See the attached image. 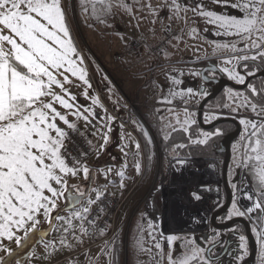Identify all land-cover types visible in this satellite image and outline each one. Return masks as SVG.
Wrapping results in <instances>:
<instances>
[{"label":"crops","instance_id":"crops-1","mask_svg":"<svg viewBox=\"0 0 264 264\" xmlns=\"http://www.w3.org/2000/svg\"><path fill=\"white\" fill-rule=\"evenodd\" d=\"M66 2L68 7L72 5L73 11L78 12L74 13L73 17L82 26L83 30H78V33L86 39L84 45L87 48L83 49L84 45L80 47L73 32L68 29L72 45L76 49L75 53L70 54L75 61L73 67L76 74L73 75L72 71L68 70L67 64L59 69H50L60 84H52L46 90L63 97L72 107L65 108L51 96L44 99L52 103L69 122L65 124L57 118L55 121L57 125L65 133L73 129L85 136L94 147V155L85 161L82 169L76 171L75 175L60 173L57 170L62 183L56 184L55 181L50 183L61 194L52 196L47 190L44 193L55 202L56 207L51 209L47 216L43 209L35 214L36 227L35 230L28 232L27 238L25 231L32 227V222H28L23 229L12 227L14 237L22 240L20 246L17 245L15 238L10 240L7 236H0V258H3L0 264H82L84 247L88 242L83 232L82 218L96 202L92 200V204L81 216L76 213L60 214V208L64 205V194L68 188H73V192H83L77 188L86 181V185L88 183L89 172L86 175L83 168L93 170L95 183L99 184L102 182L101 173L112 177L119 171L122 158L126 160L124 179L128 177L127 187L133 206L131 212L133 216L136 215L134 222L139 223L138 217L142 210V219L147 216V221L152 215L155 217L154 221L161 223L163 214L160 212L170 208L172 221L181 224L185 215L173 201V195L178 192L177 184L186 180V172L181 163L183 161L194 163L197 159L190 156L178 157L171 150L166 153L162 147L163 141L168 139L172 131L184 129L176 127L168 129L171 125L168 124L169 121H172L173 125L179 123L180 118L176 115L171 118L168 111V107L176 106L159 100L157 93L154 94L151 74L147 71L156 68H152L153 64L149 62L153 55L148 54L145 45L133 51L131 56L126 57V61L120 59L117 62L115 59V56L126 50L134 39L144 38L149 45H154L163 37L164 27L167 25H162L164 20L161 17H157L156 21L153 20V8H173V11L182 18L188 16V22L193 24L196 35L216 45L224 43L225 49L237 43L238 47L230 53L235 54L236 57H252L264 52V47L252 48L246 47L247 44L238 43L243 39L258 40L259 32L251 36L245 34L242 38L235 34L234 29L226 31L219 23H210L211 17L200 14L204 12L217 16L243 18L242 9L233 5L243 4L246 0H66ZM175 23L176 25L181 23L180 19ZM173 28L178 33V38L170 39L167 51L174 43L179 45L178 40L175 39H182V36H185L184 27ZM106 38L113 40L114 43L111 44H118L123 51L110 55L109 51L99 46ZM10 48L11 45L3 43L5 52ZM135 56L138 57V61L133 59ZM163 61L171 63L175 60L166 58ZM81 74L84 75V80L80 79ZM44 79L47 82V78ZM60 85H63V88ZM199 102L196 103L197 106ZM133 103H138L140 106L134 107L136 111L129 117L126 109ZM191 107L187 109L193 112ZM191 117V114L187 116V128L192 124ZM194 119H197V113ZM134 153L136 156L132 159ZM132 162L136 168L132 167ZM171 162L175 164L172 165ZM196 169L199 171L200 166ZM116 181V187L120 184L121 189V182L124 180L116 179ZM165 182L168 184V189L163 188L162 183ZM126 189H121L119 194H123ZM149 197L156 201L157 209L153 208L151 203L147 204ZM98 199L100 196L96 201ZM81 201L82 199L79 204ZM191 201L193 202L192 197ZM98 259L99 262L102 257Z\"/></svg>","mask_w":264,"mask_h":264},{"label":"snow or ice","instance_id":"snow-or-ice-1","mask_svg":"<svg viewBox=\"0 0 264 264\" xmlns=\"http://www.w3.org/2000/svg\"><path fill=\"white\" fill-rule=\"evenodd\" d=\"M233 6L242 9L243 18L200 14L211 17L210 23H219L226 31L234 29L235 34L242 38L245 34L251 36L259 32V43L253 40L251 47H264V0H246ZM3 29L10 34H3ZM0 42V236H7L10 240L15 238L20 246L22 240L14 237L12 227L23 229L32 222V227L25 231L27 238L28 232L35 230V214L43 209L47 216L56 207L44 193L47 190L52 196L61 194L50 183H62L57 170L76 174V169L68 167L62 154L66 133L55 121L59 118L65 124L69 122L44 99L51 96L65 108L72 107L63 97L46 89L52 84H60L50 69H59L67 64L68 70L76 74L75 61L70 55L76 49L72 45L60 0H0ZM3 43L11 45L8 52L3 50ZM257 55L264 57V52ZM256 58L240 57L242 60ZM21 66L25 71L20 70ZM80 79H85L83 74ZM239 80L244 82L243 77ZM252 91L255 94L254 88ZM252 108L255 111L256 105L253 104ZM241 123L252 127L250 138L264 133V123L259 126L254 121L241 120ZM247 147L257 154L255 159L261 161L258 177L264 185V140L257 138ZM83 171L86 175L89 172L86 167ZM254 207L261 208V204ZM234 214L244 215L238 210ZM175 239V236L167 237L169 244ZM261 240L264 242V232ZM169 259L170 264H188L187 258L172 262L170 255Z\"/></svg>","mask_w":264,"mask_h":264},{"label":"rangeland","instance_id":"rangeland-1","mask_svg":"<svg viewBox=\"0 0 264 264\" xmlns=\"http://www.w3.org/2000/svg\"><path fill=\"white\" fill-rule=\"evenodd\" d=\"M60 5L64 13V19L69 24L70 31L73 32L74 37H76V41L80 45V47H83L84 40L86 42V39L78 33V30H83L82 26L80 22H77L73 17V14H76L78 12L76 10L73 11L72 5L68 7L66 0H60ZM153 12V20L156 21L157 17H161V19L165 21H163L162 25L167 26L164 27L165 32L163 34V37L159 40L161 42H164V49L159 54H151L153 56L151 59H149V62L153 64L152 68L156 69L148 70L147 72L148 74H151V85L153 86L154 94L157 93L159 100L165 101L167 103H173L176 106L168 107V111L170 112V116H172L171 118H173L175 115L180 118L179 123L173 125L172 121H169L168 124L171 123V125L168 127V129L171 127L185 129L188 125L186 121L187 116L191 114L192 117L190 119L193 122L195 113H197L196 111L198 108L196 103L201 101L205 94L203 91H201V66L205 65L207 61H211L218 66V68L225 74L227 79L231 80L235 84H241L239 80L241 73L238 70V65L240 64V57L243 56L239 55L240 57H236L235 54H230L238 47L237 43L233 47L225 49L224 46L226 45L224 43H217L216 45L209 40L202 39L198 34L196 35L194 33L193 24L188 22V16H184L182 18L180 15L173 11V8L155 7L153 8ZM186 13L188 14V10H186ZM178 19H180L181 23H177L176 25L175 21ZM179 26L184 27L185 36H182V39H175L178 40L179 45H175L174 43L170 48H168L167 51L168 42L170 41V39L178 36V33L174 30L173 27ZM3 34L10 33L7 29H3ZM141 40L147 42L146 39L139 38L134 39L130 43V45L135 41ZM253 40L255 39H243L238 41V43L244 45L247 44L248 47H251V43ZM111 43H114L113 40H110V38H106L104 41H102V44H99V46L104 48V50L109 51L110 55L117 53V51H123L121 47H118V44ZM140 46L143 47L142 45ZM145 46L148 48V43L145 44ZM86 48L87 46L84 45L83 49ZM119 55H122L121 59H123L124 61H126V57L131 56L124 50L121 54L119 53L115 56L117 62L120 60L116 58ZM166 58H171L175 61L166 63L165 61H163ZM133 59H136V61H138L137 56H135V58ZM225 90L229 94L231 93L233 95L237 94L238 91V89H234L231 86H226ZM236 96V100H233L231 103H229V100L227 106L222 108H230L229 110L232 109L234 112H237L239 110V112L241 113L238 114V118H234L238 120L241 125L240 136L237 140H235V142L239 143L242 141L243 151L244 153H246L245 148H247L248 145H251L255 141V139L259 138L261 140H264V133H260L257 137L250 138V133L253 131V129L250 125L246 127L245 124L241 123V120L254 121L257 123V126H259L261 122L256 117L264 116V111H262V109H264V105H256V110L253 111V104L247 99V97H245V95L240 93ZM131 105L136 108L140 106V104L138 103H133ZM191 106H194V108ZM187 107H191L193 109V112L187 109ZM207 108L217 109L215 107ZM135 111L136 110H133V112ZM203 116L206 120L217 118V116L213 113L211 114L205 112V108L203 110ZM256 155V153L251 152L248 148V156H245L244 154L241 157L238 196L241 206L247 209L252 208L255 210V204L260 203L261 208L258 209L264 211V185L260 183L258 177V172L261 167V161L255 159ZM135 156L136 153H134L132 159H134ZM121 162V168L118 172L112 175V177L107 176L106 173H101V183L96 184L94 176V185L77 207L60 211V214L76 213L81 216L92 204V200L96 202V199L99 196L101 198L106 195H113L123 200L122 207L115 218L113 227H110L104 234L106 236V239L101 243L92 246L89 251L81 250L84 253L82 264H84L85 261L87 262L86 264H113V249L115 246V239L117 238L116 236H118L119 242L122 246L121 264H170L169 257L172 254V248L174 246H172V242L171 244H169L167 240L168 236H178L175 243L177 241L181 243V246L178 248V261L184 258H187L188 262L193 260L198 254L196 246H194L195 239L193 237L198 232L207 231V218L209 208L211 207L210 203L215 204L221 201V161L216 160L213 162V171H209L208 169L204 168L206 164H209L207 163V161H204V163H206L205 165L203 164L202 160H196V162L194 161V163L183 161L181 164L186 172V180L183 183L177 184L176 188L178 192L175 193V196L173 195V201L177 204L178 208L184 212L185 216L181 221V224L176 223V221H172L171 219L170 208H166L163 209V220L161 221L160 219L161 223L159 222L154 226L148 221L150 217L147 219V221V216L142 219V210L139 214L140 217L137 216L138 218H140L139 223L137 224L136 222H134L136 215L133 216L134 214L133 212H131L133 211V206L130 202V192L127 187L129 185L128 177L126 176V179H124L125 169L127 167L125 165L126 160L122 158ZM171 164L173 165L175 163L171 162ZM132 165V167L136 168L134 162H132ZM191 166L194 169L191 168ZM199 166L201 170L197 171L196 168H198ZM82 167L83 166H79L75 167L74 169L78 171L81 170ZM116 179L124 180L121 182V189L127 188V191H124L123 194H119L121 189L120 184H118L116 187ZM86 182L85 184L77 186L79 191L82 192L85 190L87 186ZM256 182H258V185L260 186L261 190L259 191L255 189V186L257 185ZM162 184L163 188L168 189L167 182ZM188 185L189 187H187ZM199 187H201L200 190H202V193L200 195L202 200L200 203H195L194 201L192 202L191 189L196 190ZM188 218H190V220H188ZM261 225V231L264 232V214ZM157 244L160 245L159 248L156 247ZM87 246H89V242L85 244V247ZM101 257L102 259L98 262V258ZM172 258L175 257L171 256V261L173 260ZM256 264H264V245L261 247V253Z\"/></svg>","mask_w":264,"mask_h":264},{"label":"flooded vegetation","instance_id":"flooded-vegetation-1","mask_svg":"<svg viewBox=\"0 0 264 264\" xmlns=\"http://www.w3.org/2000/svg\"><path fill=\"white\" fill-rule=\"evenodd\" d=\"M203 66H201V68ZM212 76L217 77L216 75H212ZM210 86H212V83H209L207 87H210ZM260 122L264 123V121H260ZM234 130H235V127L232 131ZM239 136H240V133L234 140H237ZM235 148H236V143L233 142L230 145V152H231L230 159L233 155V150H235ZM219 150H220V147H219ZM220 153L222 155L220 157V159L222 158L221 160L219 158L217 159V158H202V157H199L202 159H197V160H202L204 165L206 164L204 163V161H207V163L209 164H206L204 168L208 169L209 171H213L214 161L219 160L222 163L224 154L221 151ZM200 170L201 169H199V171ZM169 171H171L170 168H169ZM239 175H240V172H239ZM239 175L236 176V178L234 179L232 177V174L228 175V170H227V181L232 191V199L228 207L223 212H221L215 217V222L217 224H224L233 219H243L247 221L249 228H250V232L256 244V251H255L254 259L247 264H256L258 262V259L261 253V247L264 245L261 240V233H262L261 224H262V218H263L264 211L256 208L255 210L253 209V211L248 212L247 208L241 206V204L239 203V196H238L239 183H240ZM221 178H222V168H221ZM200 189L201 187L192 191L191 196L195 203L197 202L200 203L202 200L200 196L202 193L201 192L202 190ZM221 193H222L221 201L215 204L210 203L211 207L209 208V213H208V218H207V228H208L207 231L198 232L193 237L195 239L194 246H196L197 253H198L196 257L193 259L194 264H241L244 260H246L249 257L252 251V242L250 241L248 237L247 227L244 222L240 220H236L232 222L228 227L219 228V229L216 228L215 225H213L212 216L214 212H216L218 209L222 207L223 203L225 202V198H226L223 182H222ZM149 203H151L153 208L157 209L158 204L156 203L155 200H153V198H150V197L148 198L147 204ZM237 210L239 212L244 213V215L241 216V215L234 214ZM160 213H163V211ZM154 219L155 217L151 215L149 222L152 223L153 226L155 224L157 225V221H154ZM241 237H244L243 241L241 240ZM241 244L244 245L243 248L241 247Z\"/></svg>","mask_w":264,"mask_h":264},{"label":"trees","instance_id":"trees-1","mask_svg":"<svg viewBox=\"0 0 264 264\" xmlns=\"http://www.w3.org/2000/svg\"><path fill=\"white\" fill-rule=\"evenodd\" d=\"M66 26L69 29V24L65 20ZM70 30V29H69ZM195 65V64H194ZM196 66V65H195ZM20 70L25 71L22 66ZM238 70L241 73L240 75L244 78L250 76V80L247 86L238 90L237 94L231 96L228 92H226L225 88L213 99L208 101L205 105L207 107H215L222 108L227 106V103H231L233 100H236L237 96L240 93L245 95L247 99L254 105L263 106L264 105V77L257 76L256 74L260 70H264V57L257 55L255 60L248 59L242 60L238 65ZM214 86L206 87L204 90L205 94H208ZM255 89V94L252 89ZM204 123L210 122L212 120H206L203 116L202 118ZM234 125L229 122L218 123L212 128L204 129L200 126L197 119H194L192 124L188 126L186 129H177L170 133L168 139L163 141V149L164 151L170 152V150L179 157H202V158H219L222 156L219 151V143L224 138L225 134L232 131L234 129ZM260 133H258L259 135ZM205 135V136H204ZM252 140V139H251ZM203 141V143H201ZM235 142L233 140L231 144ZM236 143V142H235ZM246 153L243 151L242 141L236 143V148L233 150V155L228 164V175L232 174V177L235 179L236 176L239 175L240 172V160L241 157L245 154L248 156V147L245 148ZM222 159V158H221ZM220 159V160H221ZM255 182V180H254ZM259 182V181H258ZM256 182V190L259 191L260 186ZM115 239V246L113 249V264H121V252L122 246L119 242L118 236ZM178 238V236H176ZM177 239L172 241V254L175 258H172V262L178 261L177 257H179L178 248L181 246L180 242H176ZM188 264H194V260L188 262Z\"/></svg>","mask_w":264,"mask_h":264},{"label":"built area","instance_id":"built-area-1","mask_svg":"<svg viewBox=\"0 0 264 264\" xmlns=\"http://www.w3.org/2000/svg\"><path fill=\"white\" fill-rule=\"evenodd\" d=\"M147 42L144 40L133 42L130 47L125 50L127 54L133 53L140 45H145ZM164 49V42H157L154 45H149L147 51L149 54H159ZM123 55V54H122ZM122 55L117 56V59H121ZM230 108H206L205 112L213 113L217 117L238 118L241 114L238 111L234 112ZM134 110V106H130L126 109L127 115L130 117ZM260 121H264V117H256ZM62 154L65 161L70 168L83 166L85 161L93 156L94 147L87 140V138L81 135L76 130L70 129L66 132L65 145L62 149ZM123 200L113 196L106 195L98 199L96 204L89 209L82 219V228L85 236L88 239L89 246L84 250L89 251L92 246L101 243L106 239L105 232L113 227L115 218L121 209ZM87 262L85 261L84 264Z\"/></svg>","mask_w":264,"mask_h":264},{"label":"water","instance_id":"water-1","mask_svg":"<svg viewBox=\"0 0 264 264\" xmlns=\"http://www.w3.org/2000/svg\"><path fill=\"white\" fill-rule=\"evenodd\" d=\"M200 73H201V77H202L201 91L204 92L205 88L208 86L209 83H212V86H214V88H212L211 91L206 96H204L198 104V108H197V121H198V123L204 129L212 128L215 125H217L218 123H222V122H229L235 126V130L226 134L224 136V138L219 143V145H220L219 151L223 152V154H224L223 160L221 163V168H222L221 180H222L223 185H224L226 198H225V202L223 203L222 207L220 209H218L216 212H214V214L212 216V223L218 229L219 228H226L232 222H234L236 220H240L246 224L248 237H249L250 241L252 242V251H251L249 257L246 260H244L241 264H247L254 259V255H255V251H256V244H255V241H254L252 234L250 232V228H249L247 221H245L243 219H233V220H230L229 222L224 223V224H217L215 222V217L218 214H220L221 212H223L228 207V205L230 204V201L232 199V191H231V189L228 185V181H227V170H228V164H229L230 155H231L230 145H231V142L240 133L241 125H240V122L234 118H217L216 120H213L209 123H203L202 117H203L204 107L208 101H210L211 99L216 97L226 86H231L234 89H238V90L244 89L250 80V76L246 77L243 83L235 84L231 80L227 79L224 76V73L218 68V66L216 64L212 63L211 61H207L205 66L200 68ZM207 74H209V75H207ZM212 75H216L217 77H213ZM256 75L264 77V70H260ZM194 159H202V158L197 157ZM93 185H94V171L90 170L89 171V179H88V183H87L85 190L82 193H77V192H73L74 191L73 188H68L64 194V205L60 208V210L64 211V210H69V209L76 207L79 204L80 200L83 199L87 195V193L89 192V190L92 188Z\"/></svg>","mask_w":264,"mask_h":264}]
</instances>
